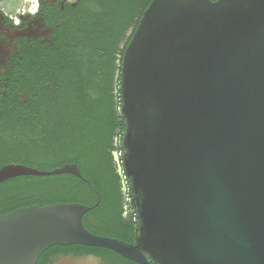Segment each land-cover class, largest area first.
Listing matches in <instances>:
<instances>
[{"label": "water", "instance_id": "95a60500", "mask_svg": "<svg viewBox=\"0 0 264 264\" xmlns=\"http://www.w3.org/2000/svg\"><path fill=\"white\" fill-rule=\"evenodd\" d=\"M119 90L134 242L90 231V205H31L0 215V264H36L55 244L139 264H264V0H152ZM65 172L82 176L10 163L0 182Z\"/></svg>", "mask_w": 264, "mask_h": 264}, {"label": "trees", "instance_id": "16d2710c", "mask_svg": "<svg viewBox=\"0 0 264 264\" xmlns=\"http://www.w3.org/2000/svg\"><path fill=\"white\" fill-rule=\"evenodd\" d=\"M151 2L77 0L73 29L39 64L26 66L22 103L0 105V168L21 163L54 170L76 163L82 176L28 174L1 181L0 215L80 202L92 206L83 216L90 231L127 241L135 236V210L131 219L124 217L129 196L119 158L125 130L119 85L125 50ZM48 250L36 264H47Z\"/></svg>", "mask_w": 264, "mask_h": 264}, {"label": "flooded vegetation", "instance_id": "af4514ba", "mask_svg": "<svg viewBox=\"0 0 264 264\" xmlns=\"http://www.w3.org/2000/svg\"><path fill=\"white\" fill-rule=\"evenodd\" d=\"M76 4L77 0H34L22 7L16 0H0V105L10 100L22 103L26 66L39 64L64 38L65 30L73 29ZM133 210L128 206L124 217L131 219ZM48 249L47 264H139L114 250L94 252L71 244Z\"/></svg>", "mask_w": 264, "mask_h": 264}, {"label": "rangeland", "instance_id": "374dc122", "mask_svg": "<svg viewBox=\"0 0 264 264\" xmlns=\"http://www.w3.org/2000/svg\"><path fill=\"white\" fill-rule=\"evenodd\" d=\"M6 1H9V2H14L15 0H6ZM18 2H20V5L22 7H27V6H31L32 3H34V0H16ZM8 7V6H7ZM8 8H11V7H8Z\"/></svg>", "mask_w": 264, "mask_h": 264}, {"label": "bare ground", "instance_id": "6f19581e", "mask_svg": "<svg viewBox=\"0 0 264 264\" xmlns=\"http://www.w3.org/2000/svg\"><path fill=\"white\" fill-rule=\"evenodd\" d=\"M72 260V259H71Z\"/></svg>", "mask_w": 264, "mask_h": 264}]
</instances>
